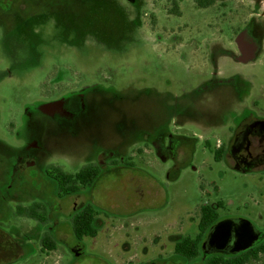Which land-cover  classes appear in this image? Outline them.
I'll return each instance as SVG.
<instances>
[{
	"label": "rangeland",
	"instance_id": "obj_1",
	"mask_svg": "<svg viewBox=\"0 0 264 264\" xmlns=\"http://www.w3.org/2000/svg\"><path fill=\"white\" fill-rule=\"evenodd\" d=\"M15 4L0 10V264L181 263L175 246L199 233L203 205L264 234V171L215 158L232 129L264 118V0ZM248 29L260 31L245 37L258 41L250 56L235 42ZM231 77L236 90L213 88ZM101 160L109 173L61 202L47 166ZM35 202L62 204L57 222L18 215ZM75 202L98 211L97 237H75Z\"/></svg>",
	"mask_w": 264,
	"mask_h": 264
},
{
	"label": "flooded vegetation",
	"instance_id": "obj_2",
	"mask_svg": "<svg viewBox=\"0 0 264 264\" xmlns=\"http://www.w3.org/2000/svg\"><path fill=\"white\" fill-rule=\"evenodd\" d=\"M16 1L17 0H0L1 12L4 14H10V12L13 9L12 7L16 5L15 4ZM207 9H209V8H207ZM255 34L260 35V31H257V30L255 31L252 29L243 30L241 33H239L237 35L236 40H235V42L239 43L240 50L248 56H250L251 54H255V51L259 49V45L257 44L258 41L253 40V42H249V40L247 41L245 39V37H255V36H257ZM213 36L215 39L210 38V39L206 40V45H205L206 46V52H205V54L207 57H209L213 61H217V59H216V53L218 52V51H216L217 45L215 43H213V40H216V37L219 38V36H221V35L215 34ZM250 41H252V40H250ZM251 47H254L255 49L251 48ZM221 86H232L236 90L237 89V77L236 78L231 77L228 79H224L221 82L214 84L213 88L221 87ZM230 132H231V137L228 139L227 142L224 143V144L227 143V147L223 144L219 148L222 150V157L220 159V162H223L226 165L231 166L233 169L239 170L241 172H246L248 170L249 171H261V172L264 171V118L250 116L247 119H245L239 125V127L237 129H232ZM173 142H174V139L172 138L171 146H173ZM103 154L107 155L106 152H102L101 156ZM87 164H97L101 170V176H103L105 173H109V169L106 170L105 161H103V160H101L100 163H95V162H88L87 163L86 162V163H84V166ZM52 166L61 168L63 170V172H65V173H70V172H67L61 166L51 164V165L47 166L45 173L52 179H55V177L57 176V174H54V171L50 168ZM34 174H35V172H34ZM87 189H89V188H87ZM79 197H81V192L77 193V194L67 195V196H60L58 194L59 200H61V202H63L65 200L64 203H67L66 201H68L69 199L72 200L75 198L77 199ZM74 204L75 205H74L72 211L69 212V215H70L69 217L72 218V222H73L74 217L80 211H82L85 207L88 206V205H85L84 202H81L80 204L75 202ZM44 205H45L46 211H47V222L46 223L38 222V223H41L44 226H46V225H50L52 221H54V222L56 221V220H52V217L56 216V211H58L60 208H61V210H63L64 206L61 207L62 204H58V205H60V208L57 207V209H56V208H53L51 206H47L46 204H44ZM200 220H201V218H200ZM222 220L223 219L220 218L219 222ZM50 229L52 230L53 235H51V233H46L45 235H50L51 237L52 236L55 237L57 235V231L59 230L58 224H57V227L52 226V227H50ZM208 234L202 243L203 250H202V254L200 256L195 257V258H189V257L178 255L184 259V262H181V263L178 262L175 264H209L208 261L210 259H215V258L225 257V256H237L240 253H242V252L232 253L231 251L234 249V245L232 243H230V245H228V247L225 248L224 250H220V247L218 244H212V245L205 246V243H206L207 238H208ZM263 241H264V239L261 241H258L254 247L261 244ZM74 250L76 252H79L81 250V247H75ZM260 261H253L250 264H255V263H258Z\"/></svg>",
	"mask_w": 264,
	"mask_h": 264
},
{
	"label": "trees",
	"instance_id": "obj_3",
	"mask_svg": "<svg viewBox=\"0 0 264 264\" xmlns=\"http://www.w3.org/2000/svg\"><path fill=\"white\" fill-rule=\"evenodd\" d=\"M198 7L207 9L212 7L216 0H195ZM222 150L218 149L215 152V158L220 161ZM54 174H57L55 179L59 184V195L67 196L81 192L82 188H92L101 177V170L97 164H87L76 173H65L59 167H50ZM60 174V175H59ZM222 205V204H220ZM18 215L35 220L37 222H47V211L43 203L35 202L29 207H19ZM98 211L93 205H88L80 211L73 219V233L78 240H83L85 237L95 238L99 231L95 226ZM220 216L217 210L210 205L201 207V220L199 223V233L196 237H186L175 246L177 255L195 258L202 254V243L210 230L219 223ZM43 249L55 250L56 244L50 235H45L43 240ZM264 255V241L254 248L240 253L237 256H225L215 259H210L209 264H250L253 261H260Z\"/></svg>",
	"mask_w": 264,
	"mask_h": 264
},
{
	"label": "water",
	"instance_id": "obj_4",
	"mask_svg": "<svg viewBox=\"0 0 264 264\" xmlns=\"http://www.w3.org/2000/svg\"><path fill=\"white\" fill-rule=\"evenodd\" d=\"M264 239L256 226L247 220L228 219L217 223L210 230L205 246L218 244L220 250L232 243L234 249L232 253H240L253 248L258 241Z\"/></svg>",
	"mask_w": 264,
	"mask_h": 264
}]
</instances>
